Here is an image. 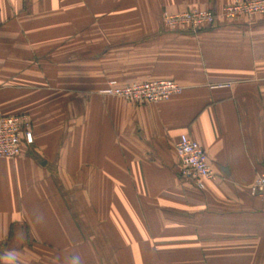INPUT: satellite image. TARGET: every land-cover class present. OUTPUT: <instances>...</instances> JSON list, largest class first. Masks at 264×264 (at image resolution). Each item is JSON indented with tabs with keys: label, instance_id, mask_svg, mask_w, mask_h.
<instances>
[{
	"label": "crops",
	"instance_id": "crops-1",
	"mask_svg": "<svg viewBox=\"0 0 264 264\" xmlns=\"http://www.w3.org/2000/svg\"><path fill=\"white\" fill-rule=\"evenodd\" d=\"M233 0H0V114L34 143L0 158V264H264V15L168 29ZM173 79L158 103L102 93ZM187 133L214 175L179 172Z\"/></svg>",
	"mask_w": 264,
	"mask_h": 264
},
{
	"label": "built area",
	"instance_id": "built-area-1",
	"mask_svg": "<svg viewBox=\"0 0 264 264\" xmlns=\"http://www.w3.org/2000/svg\"><path fill=\"white\" fill-rule=\"evenodd\" d=\"M264 15V0H233L221 11L188 8L181 12L164 11L161 22L168 29L198 30L210 28L221 20L235 21ZM182 86L173 79L149 80L121 84L110 80L102 93L137 103H158L180 93ZM34 143L32 120L27 113L0 114V158H16L25 144ZM179 172L182 178L203 189L208 178L214 175L207 151L198 140L187 133L177 143ZM253 195L264 196V172L250 185Z\"/></svg>",
	"mask_w": 264,
	"mask_h": 264
},
{
	"label": "clouds",
	"instance_id": "clouds-1",
	"mask_svg": "<svg viewBox=\"0 0 264 264\" xmlns=\"http://www.w3.org/2000/svg\"><path fill=\"white\" fill-rule=\"evenodd\" d=\"M74 259L76 261V264H81V260H80L79 257H75ZM8 264H17V260L15 259V257H13L12 259H10L8 261Z\"/></svg>",
	"mask_w": 264,
	"mask_h": 264
}]
</instances>
